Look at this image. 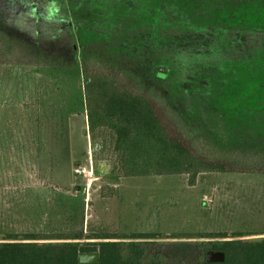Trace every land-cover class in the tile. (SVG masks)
Here are the masks:
<instances>
[{
  "label": "rangeland",
  "instance_id": "obj_1",
  "mask_svg": "<svg viewBox=\"0 0 264 264\" xmlns=\"http://www.w3.org/2000/svg\"><path fill=\"white\" fill-rule=\"evenodd\" d=\"M46 1L62 17L66 11L71 22L73 13H95L98 29L89 39L97 38L106 22L123 16L146 21L155 8L146 0H79L78 5L62 0L63 11L59 0ZM170 8L160 20L183 28L229 20L215 12L197 15L181 4ZM3 17L0 26L7 24ZM236 17L241 27H264V16L253 10ZM40 23L41 34L46 29ZM74 41L71 66L46 57L50 66L37 83L44 96H29L33 81L24 72L29 65H11L15 76L0 80V91L11 87L23 95L0 96V242L35 234L46 237L35 240L40 244L83 245L116 234L126 236L115 240L124 255L133 244L142 250L143 263L203 264L205 252L222 250L225 240L264 239V175L205 173L189 187L184 175L123 178L112 170L111 158L99 152L101 141L110 145L111 133L100 130L94 138L87 133L77 36ZM194 65L188 60L165 91L151 90L153 96L177 107L186 134L201 151L244 162L264 156V54L245 62L218 61L209 72L184 79ZM111 188L113 196L106 197ZM220 232L241 236H215ZM135 233L148 235L132 238ZM186 233L193 237H182Z\"/></svg>",
  "mask_w": 264,
  "mask_h": 264
},
{
  "label": "trees",
  "instance_id": "obj_2",
  "mask_svg": "<svg viewBox=\"0 0 264 264\" xmlns=\"http://www.w3.org/2000/svg\"><path fill=\"white\" fill-rule=\"evenodd\" d=\"M146 1L155 4L149 10L148 20L117 17L100 28L97 38L89 39L87 35L98 29L95 13L93 17L73 13L71 22L62 0L58 2L63 17L56 5L46 0L15 4L0 0V20L4 16L7 23L0 26V65L50 66L46 57L53 56L60 65L71 66L77 36L87 133L90 138L104 129L111 133L110 145L101 141L99 152L111 158L112 170L123 178L184 175L187 185L192 187L197 177L205 173L264 175V156L244 162L201 151L186 134L177 107L151 92L165 91L175 75L186 69L188 60L195 65L184 79H191L192 72H209V66L218 61L245 62L264 54V27H241L236 17L248 10L264 16V0ZM79 3L73 0L74 5ZM5 4H10L9 9L1 13ZM177 4L197 15L215 12L229 20L227 24H212L199 30L161 21V12ZM42 20L46 30L40 34ZM11 28L13 31L7 30ZM113 192L111 188L106 197H112ZM147 235L135 233L131 237ZM181 235L193 237L192 233ZM215 236L241 235L220 232ZM95 238L101 241L52 245L35 241L46 239L45 236L29 234L16 241L0 242V264H80L78 255L88 252L98 253L96 264H160L143 263L142 250L133 244L124 255L122 243L115 240L126 236L109 234ZM222 251V263L203 264H264V239L225 240Z\"/></svg>",
  "mask_w": 264,
  "mask_h": 264
},
{
  "label": "crops",
  "instance_id": "obj_3",
  "mask_svg": "<svg viewBox=\"0 0 264 264\" xmlns=\"http://www.w3.org/2000/svg\"><path fill=\"white\" fill-rule=\"evenodd\" d=\"M11 67H12L11 65H0V80L1 78L2 80L11 79L15 76L13 75V73L15 74L17 72H15ZM45 67L48 66H28V69L30 70L24 71L29 75L30 79L33 81L32 92L29 94V96H44V93H42V95H38L37 83L39 82L38 76L42 75L44 78ZM58 67H62V66H58ZM0 96H4L5 99H9V98L12 99L13 96H23V95H20L19 93L15 92L13 89H11V87H6L4 91H0Z\"/></svg>",
  "mask_w": 264,
  "mask_h": 264
},
{
  "label": "water",
  "instance_id": "obj_4",
  "mask_svg": "<svg viewBox=\"0 0 264 264\" xmlns=\"http://www.w3.org/2000/svg\"><path fill=\"white\" fill-rule=\"evenodd\" d=\"M99 255L97 252L80 253L78 262L80 264H96ZM225 260V253L222 250H208L205 252L204 261L207 263H222Z\"/></svg>",
  "mask_w": 264,
  "mask_h": 264
}]
</instances>
